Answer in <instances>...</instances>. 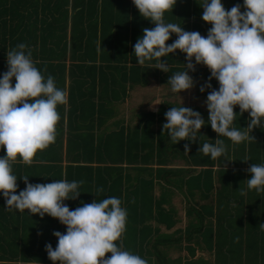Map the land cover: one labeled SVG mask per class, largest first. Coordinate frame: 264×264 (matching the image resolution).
<instances>
[{
	"label": "trees",
	"instance_id": "16d2710c",
	"mask_svg": "<svg viewBox=\"0 0 264 264\" xmlns=\"http://www.w3.org/2000/svg\"><path fill=\"white\" fill-rule=\"evenodd\" d=\"M202 3L177 0L172 12L165 13V21L206 37L212 26L202 19ZM222 3L226 10L239 4L245 11L244 0ZM154 27L132 0H0V79L8 71L7 50L25 43L35 66L68 92L67 109L58 107L61 120L55 143L34 158L46 163L13 165L16 194L26 188L20 177L29 176L32 184L83 181L80 196L64 201L70 210L82 202L119 198L127 211L124 249L148 264H181L183 258L182 264H201L193 260L196 252L212 255V264H264V230L259 226L264 223V193L247 189L250 166L264 164V126L253 129L254 140L239 144L219 137L208 123L197 132L196 142L176 144L163 129L165 113L182 104L208 121L207 96L219 89L213 78L212 89L200 91L209 82V69L196 65V71L189 73L195 82L192 102L163 98L155 112L143 110L140 104L129 116L120 115L118 106L134 88L152 82L171 90L169 76L185 70L186 54L179 50L162 58L168 73L155 69L156 60L138 65L134 45L144 28ZM176 39L172 34L167 43ZM235 111L240 112L238 106ZM248 123L245 112L233 126L245 130L241 127ZM218 138L224 141L226 155L213 160L199 152L203 143ZM5 155L0 148V158ZM99 188L103 191L97 192ZM175 194L186 201V221L183 229L170 231L181 223L171 205ZM66 230L47 214L41 218L28 210L6 208L0 193V264H53L46 245L55 250L58 239L53 233ZM172 252L175 259L170 258Z\"/></svg>",
	"mask_w": 264,
	"mask_h": 264
},
{
	"label": "clouds",
	"instance_id": "9594fccd",
	"mask_svg": "<svg viewBox=\"0 0 264 264\" xmlns=\"http://www.w3.org/2000/svg\"><path fill=\"white\" fill-rule=\"evenodd\" d=\"M132 2L140 15L155 25L144 28L134 45L138 65L156 60L155 69L168 73V63L162 58L179 50L186 54L187 62L185 70L169 76L167 83L173 93L194 87L189 73L196 71V65L206 66L211 73L201 92L212 89L211 79L219 83V89H212L207 96V122L198 111L183 104L165 113L167 122L163 129L168 130L170 139L176 144L181 140L196 142L197 132L208 123L219 137H227L233 143L254 140L253 129L264 126V0H244L243 12L239 4L226 10L222 0H203L199 4L203 9L202 19L212 26L206 37L165 21V13L172 12L177 0ZM172 34L177 39L169 45ZM7 64L8 71L0 79V148L6 151L0 158V193L6 208L28 210L30 215L38 214L41 218L47 214L66 226L65 234L53 233L58 239L55 250L51 244L46 245L53 264H148L146 259L124 249L122 237L126 232L127 211L119 198L82 202V206L70 210L64 201L80 196L83 181L62 179L32 184L29 176L20 177L26 188L16 194L18 178L13 174V165L46 163L34 158L55 143L61 120L58 107L67 109L68 92L59 89L54 77H45L35 66L32 50L25 43L7 50ZM237 106L239 113L235 111ZM245 112L249 113L248 126L241 127L245 130L237 129L234 122ZM189 151V145L185 144L184 152ZM199 152L217 160L226 155V146L218 138L215 143H203ZM248 172L247 189L264 193V164L253 163ZM240 192L246 195L245 190ZM259 226L264 230V223ZM108 253L110 257H106Z\"/></svg>",
	"mask_w": 264,
	"mask_h": 264
},
{
	"label": "rangeland",
	"instance_id": "374dc122",
	"mask_svg": "<svg viewBox=\"0 0 264 264\" xmlns=\"http://www.w3.org/2000/svg\"><path fill=\"white\" fill-rule=\"evenodd\" d=\"M193 94H195L193 88L190 90L182 91L180 93H173L169 88L167 89V87L165 86H159L155 83L150 82L143 89L134 88L130 92L127 100L118 107L122 111L120 115L124 117L129 116L130 111L134 108L138 109L140 104L143 110L155 112L158 107L157 103H159L163 98H166L169 101L178 99L184 102H192ZM193 102H195V100ZM174 163L178 164V162L176 161Z\"/></svg>",
	"mask_w": 264,
	"mask_h": 264
},
{
	"label": "crops",
	"instance_id": "0c3cea01",
	"mask_svg": "<svg viewBox=\"0 0 264 264\" xmlns=\"http://www.w3.org/2000/svg\"><path fill=\"white\" fill-rule=\"evenodd\" d=\"M125 164L122 166L123 169H127V167ZM248 197V196H247ZM171 205L174 208L175 212H176V216L177 218L180 220V224L176 223V225H174V227L171 228L170 231L173 230H177V229H183L184 226V222L185 217H184V213H185V205H186V201H183L181 196L175 194L172 198H171ZM156 225V224H154ZM160 231L164 232V233H168L167 231L164 230L163 227H160ZM171 233V232H169ZM200 247L203 249V244L200 243ZM184 252H182L180 255L183 256ZM177 257V254L175 252H172V256L170 257L171 259H175ZM201 258V259H200ZM212 255L210 256L209 253L206 252H202V253H198L196 252L195 257H193V260H195V262H201V264H212ZM186 262V260H184V258L182 259V263ZM181 263V264H182Z\"/></svg>",
	"mask_w": 264,
	"mask_h": 264
}]
</instances>
